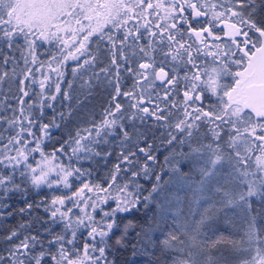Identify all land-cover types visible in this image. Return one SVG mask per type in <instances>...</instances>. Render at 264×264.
I'll return each mask as SVG.
<instances>
[{
    "label": "snow or ice",
    "instance_id": "1",
    "mask_svg": "<svg viewBox=\"0 0 264 264\" xmlns=\"http://www.w3.org/2000/svg\"><path fill=\"white\" fill-rule=\"evenodd\" d=\"M138 258L264 264V0H0V264Z\"/></svg>",
    "mask_w": 264,
    "mask_h": 264
},
{
    "label": "trees",
    "instance_id": "2",
    "mask_svg": "<svg viewBox=\"0 0 264 264\" xmlns=\"http://www.w3.org/2000/svg\"><path fill=\"white\" fill-rule=\"evenodd\" d=\"M131 79H127L126 80V84L127 86H131ZM107 99V93L101 89L100 92L97 94L96 98L92 101V104L95 108V111L97 114H99V111H100V107L101 105L104 103V101ZM56 135H60L59 132L55 133ZM166 151H164L163 149H161V151L157 154L158 155V161L161 165H164V156L166 155ZM182 169L184 171H187V167H185L184 165H182ZM169 175H172L171 173H166L164 175V179L167 180L169 178ZM173 179H175L173 177ZM146 187H148V185L146 184L145 185ZM159 213V209H157L155 207V205L151 206L150 207V210L149 212L147 213V215H153V214H158ZM140 217L141 219H143L145 217V214L142 212L140 214ZM236 222H237V219H234L232 221V223L228 224V223H225L223 221V219H220L218 220L213 226H212V230H206L207 231V235L209 238L212 237L213 235V232H218V233H222L224 234L225 236H228L232 233H238L237 232V229H236ZM12 223H14V221H12ZM157 236H159V233H157ZM206 243H210V239L209 240H206L205 241ZM137 264H144V258H138L137 260Z\"/></svg>",
    "mask_w": 264,
    "mask_h": 264
},
{
    "label": "rangeland",
    "instance_id": "3",
    "mask_svg": "<svg viewBox=\"0 0 264 264\" xmlns=\"http://www.w3.org/2000/svg\"><path fill=\"white\" fill-rule=\"evenodd\" d=\"M184 166L188 168V166L186 164H184ZM236 229H237V232L242 235V233H243V224H242V222L239 219H237V222H236Z\"/></svg>",
    "mask_w": 264,
    "mask_h": 264
}]
</instances>
